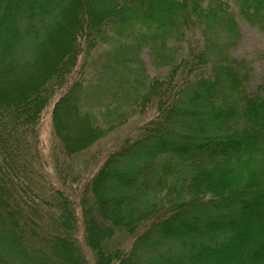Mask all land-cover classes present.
<instances>
[{"label": "trees", "instance_id": "1", "mask_svg": "<svg viewBox=\"0 0 264 264\" xmlns=\"http://www.w3.org/2000/svg\"><path fill=\"white\" fill-rule=\"evenodd\" d=\"M232 1L264 31V0ZM230 2L0 0V264H88L78 213L93 264H264V85L247 91L249 67L229 58ZM97 73L109 76L92 85ZM49 106L62 157L135 109L154 115L76 205L43 172ZM53 170L72 181L69 161L54 157ZM117 228L132 241L107 249Z\"/></svg>", "mask_w": 264, "mask_h": 264}, {"label": "rangeland", "instance_id": "2", "mask_svg": "<svg viewBox=\"0 0 264 264\" xmlns=\"http://www.w3.org/2000/svg\"><path fill=\"white\" fill-rule=\"evenodd\" d=\"M230 7L234 10L237 31L239 33V40L237 44L230 50V59H243L245 65L249 67L250 81L247 83L246 90L251 91L258 85H264V31L258 27L251 26L248 22L244 21L239 14L233 1L230 2ZM143 63L146 71L150 75H161L164 73V68H158L154 66L150 58L146 55H142ZM87 75L93 73V68L86 70ZM108 74H99L90 76L92 85L96 83H102L103 80H107ZM51 106L47 107L39 121V153L41 160L43 161V172L49 180V186L52 188L64 189L69 197L74 199L75 204H78L80 194L86 182L92 176V174L99 168L105 159L106 155L112 150L119 147L120 143L125 137H132L136 134L137 127L147 121L154 115V109L149 108L139 112L137 109L131 115H128L127 119L112 128H108V124H105L101 112H98V122L104 128L109 130L104 135L95 141L92 145L84 150L72 154L67 157H62L60 154L55 155L58 152V140L53 135L52 124L50 118ZM129 111L128 108H124V111ZM58 157L63 163L69 161V168L71 170L70 177L72 181H67L66 186L62 185L58 180L56 172L53 170L54 157ZM78 212V211H77ZM78 215V229L75 233L78 243L85 252L88 258V264H93L95 260L94 251L87 247L84 242L83 230L81 227V221ZM132 241V237L125 230L117 228L114 230V234L106 241L107 249L115 248H127Z\"/></svg>", "mask_w": 264, "mask_h": 264}]
</instances>
